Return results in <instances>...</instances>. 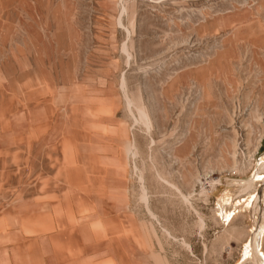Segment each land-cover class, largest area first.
<instances>
[{
  "label": "rangeland",
  "instance_id": "1",
  "mask_svg": "<svg viewBox=\"0 0 264 264\" xmlns=\"http://www.w3.org/2000/svg\"><path fill=\"white\" fill-rule=\"evenodd\" d=\"M262 132L264 0H0V264H262Z\"/></svg>",
  "mask_w": 264,
  "mask_h": 264
},
{
  "label": "bare ground",
  "instance_id": "2",
  "mask_svg": "<svg viewBox=\"0 0 264 264\" xmlns=\"http://www.w3.org/2000/svg\"><path fill=\"white\" fill-rule=\"evenodd\" d=\"M264 137V132L261 133V137H260V140H259V146L261 144V141ZM259 146L257 145V148H256V151L259 149ZM264 180V160H261V164H260V171L257 172V177L253 180H250L247 184H246V187L247 188H250L251 186H253L255 183L258 184L257 182H262ZM218 184V183H217ZM257 187V186H256ZM259 188V187H257ZM256 192L258 193L259 190H256ZM264 202V201H263ZM262 215L264 216V211L262 213ZM264 233V224L259 226L258 227V230L253 238V250L255 249L256 250V253H258V244L260 246V243H261V237ZM256 239V241H255ZM250 249V248H249ZM250 251V250H249ZM252 251V250H251ZM251 253V252H250ZM254 254V252H253ZM259 254V253H258ZM249 256V255H248ZM260 256V254L258 255ZM261 260V263L264 264V261L262 259Z\"/></svg>",
  "mask_w": 264,
  "mask_h": 264
},
{
  "label": "built area",
  "instance_id": "3",
  "mask_svg": "<svg viewBox=\"0 0 264 264\" xmlns=\"http://www.w3.org/2000/svg\"><path fill=\"white\" fill-rule=\"evenodd\" d=\"M261 142H262V141H261ZM261 146H262V144H260V147H259V149L255 152V154L253 155V158H256L257 154L259 153V150H260Z\"/></svg>",
  "mask_w": 264,
  "mask_h": 264
},
{
  "label": "crops",
  "instance_id": "4",
  "mask_svg": "<svg viewBox=\"0 0 264 264\" xmlns=\"http://www.w3.org/2000/svg\"><path fill=\"white\" fill-rule=\"evenodd\" d=\"M260 147V146H259Z\"/></svg>",
  "mask_w": 264,
  "mask_h": 264
}]
</instances>
